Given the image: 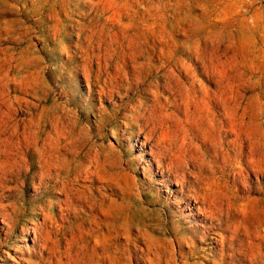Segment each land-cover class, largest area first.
Instances as JSON below:
<instances>
[{
	"label": "rangeland",
	"instance_id": "374dc122",
	"mask_svg": "<svg viewBox=\"0 0 264 264\" xmlns=\"http://www.w3.org/2000/svg\"><path fill=\"white\" fill-rule=\"evenodd\" d=\"M100 89L112 93L109 99ZM55 132L72 146L68 173L116 192V209L132 204L128 218L153 230L161 256L154 264H181L179 255L202 264L189 242L176 245L162 232L163 223L172 231L192 225L184 197L174 194V172L164 166L167 147L184 137L190 152L207 156L204 177L216 154L208 189L234 193L233 217L250 226L264 261V0H0V194L8 212L21 211L6 241L0 222V258L27 256L31 242L19 229L42 220L28 212L55 201L39 185L56 160L54 144H45ZM160 147L163 168L148 156ZM249 151L254 173L245 171ZM82 196L74 191L77 205ZM88 227L78 216L69 230L81 236L70 245V260L61 254L68 231L34 264H83L85 257L107 264L105 223L103 235Z\"/></svg>",
	"mask_w": 264,
	"mask_h": 264
},
{
	"label": "bare ground",
	"instance_id": "6f19581e",
	"mask_svg": "<svg viewBox=\"0 0 264 264\" xmlns=\"http://www.w3.org/2000/svg\"><path fill=\"white\" fill-rule=\"evenodd\" d=\"M107 81L109 82V80ZM198 82V80H194L193 84ZM198 85L200 86V84ZM110 93V91L107 92L103 89H100V93L98 94H101L104 97H108L109 99L110 95H112V93ZM238 104H240V102ZM220 109H222L221 106ZM223 109L226 110L225 108ZM53 137L56 138L52 139ZM60 137L61 134L58 132H55L53 135L50 133L46 135L45 144H54V148L56 151V160L49 163L47 174L44 176L45 178H40L39 182V185H44L45 193H51L52 197L55 198V201H47L46 205L39 207V211H33L34 213L28 212V214L31 215H41L42 220L38 223H33L30 227L23 225L19 229V235H22V237L29 236V241L31 242V246L29 245L30 249L27 248V256H19V259L17 260L11 258L6 252H4L2 253V257L0 259L5 264H34L35 261L43 259V252L50 254V244L56 242V236L60 237V234L68 232L72 228L76 220H78V216H80V218L87 219L89 225L88 231H93L95 234H102L101 227L103 225V222L105 223L107 233L103 236L102 243L104 248V256H107V264L156 263V261H158L161 256H159V253L157 252L158 247L156 246L155 239H153L152 236L153 230L151 229L149 231L147 229H143L140 224L136 225V223H134L131 218H128L132 214V204L122 202L121 206L123 211L121 213L116 209V199L118 198L116 192L110 191L109 193H107V189L103 190L102 188L100 189V187H96L92 180H88L89 177H85L86 179H81V175L68 173L71 170L72 164V160H69V157L72 155V146L71 143L68 142L65 138H63L62 141ZM185 142V138L182 137L179 140L178 145L173 146V144H170L169 147L166 146V152L168 153V156L166 158V163L164 164V166L169 174L172 171L174 172L172 176L175 178V182L171 183L172 185H179V190L177 192H174V194L179 193L184 197L185 201L181 206L182 212L187 213V217L190 219V223H192V225L187 227H177L172 231L166 226L165 223H163L161 224L163 227V234H170L172 239H170L169 241L175 243L176 245L182 243L183 241L189 242L191 250H193L192 254L196 258L202 259V264H237V259L234 256L235 254L242 256L244 259H248L252 264H264L263 257L256 251L257 247L254 243L255 238L253 237V232L250 226L247 225L244 221L234 219L233 217L232 204L235 199L234 193L230 191L229 195H219L218 193L210 191V189H208V181L210 179H216L218 168L217 159L215 158L216 154L214 155V159H211L208 163L211 176L204 177L202 176V170L206 167L207 156L203 155L202 158L196 156L194 153L188 150L189 146H187V143ZM153 144L152 146H156V143L154 145ZM148 151V156H150V159L155 161L156 167L163 168V165H161L160 162L156 160L158 159V156H161L163 147L158 148L157 153H155L152 149H149ZM246 160L247 164L245 166V171L254 173L255 171L253 170V161L250 157V151L246 153ZM220 163H222V161ZM226 166L227 165L225 164L222 169H224ZM190 167L193 169V171L189 170ZM83 176L85 175H82V177ZM87 176H89V174ZM186 176H188V179L192 177V183L190 181H186ZM46 178L48 180H51L53 184L50 186H48L47 184L45 185V183L42 181ZM2 180H5V178ZM188 182L191 183V185H189L187 191L185 192L184 187L187 186ZM85 183H89V185L87 186L85 185ZM74 191H80V193L83 195L82 198L78 200L79 205H77L76 201L73 200ZM166 192L167 190L165 191V193ZM3 199L4 197L1 193L0 222L1 225L5 226V231L3 234L5 236L4 241H6L10 233L13 231L15 221H17V217L21 211L13 208L11 212H8L7 207L3 206L1 203ZM107 202L108 204H106ZM55 206L58 207V215L55 216L56 218L50 214V210H52ZM215 221H217V226L213 225ZM221 224L223 225L220 227ZM152 225L155 226L154 232L157 233L158 225L156 223ZM213 229H218V231L210 234L209 231ZM1 230L2 229H0V231ZM134 231H136V233H133ZM184 233H187V235H183ZM52 238L55 239L52 240ZM79 238H81V236H79L78 233L69 231L68 237L65 239L66 247L62 246L63 250L61 251V254H67L69 260L71 259V253L67 252L70 250V245H72L73 241ZM195 242L199 243L200 246L196 247V245H194ZM199 252H207L206 256L209 257H204L205 255L196 256V254H198ZM48 258L49 260H51L53 258L56 259L57 257L48 256ZM84 259L89 261V264H103L101 260L90 259L87 257H85ZM179 259L182 262L181 264H189L186 260H183L185 259V257L179 255ZM86 260L82 261V263L85 264ZM192 264L198 263L195 262Z\"/></svg>",
	"mask_w": 264,
	"mask_h": 264
}]
</instances>
